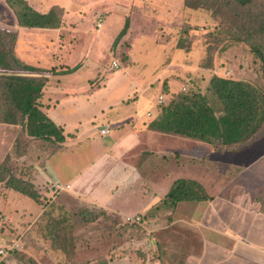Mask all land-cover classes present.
Segmentation results:
<instances>
[{"label": "crops", "instance_id": "0c3cea01", "mask_svg": "<svg viewBox=\"0 0 264 264\" xmlns=\"http://www.w3.org/2000/svg\"><path fill=\"white\" fill-rule=\"evenodd\" d=\"M23 1L40 14L47 13L52 7H58L50 5V3L45 5L43 0ZM112 1L103 0L104 14L116 12L118 9L123 13L130 14L131 10L137 9L141 19L151 20L152 18L154 21L156 20L154 19L155 15H161L158 19L166 20V24L168 22L169 17L166 18L164 14L170 11V0H167L159 10L141 5L144 0ZM90 3L92 2L80 3L76 9L90 8L92 6ZM125 4L127 5L125 6ZM0 6L2 9L0 31L13 37L12 56L27 66L31 67L34 63L40 65L44 71L49 69L56 73V75H52L51 72L37 71L33 68H29L33 69V72L30 73L17 71L19 75L43 77L47 80L38 101L40 111L61 131L64 138L62 143H47L43 140L29 139L23 156L11 159L17 162L15 165L8 163L10 168L12 166L11 171L14 173L17 165L25 168L23 174L27 176L21 178L29 180L34 186L40 195L41 204L38 205L32 200L8 190V195L0 197V202L5 204L3 208H0V220L8 222V226L13 230L17 228L14 227L16 221L31 220L33 216L37 218L45 213L46 218L50 217V220L55 219V221L73 215L72 213L75 211L78 214L79 212H89L92 209L112 214L119 219L137 217L136 215H139L140 211L147 207L143 205L139 207V196L134 190L136 186L139 188V151L143 153V149L156 148L160 136H169L170 139H175L174 134L160 133L151 128L150 124L158 115V99L162 98V102H164L163 97L165 100L178 92V88L172 90L171 86L177 76H187L185 72H187L188 66L184 61L181 64L170 62L168 68L165 70L163 68L159 76L156 77V82H151V85L155 86L156 92L154 98L151 95V100H147V104L150 107L156 104V108L153 115L148 112L145 115L146 117L154 116L152 120H150L151 118L144 119L142 112L139 113V111L137 114H133L132 107H137V100L134 101L135 97L118 98L113 103L108 102L104 106H99L97 101H91V96L102 90L98 85L86 86L85 90L87 89L88 92L86 98L74 100L78 95L76 93L78 88L75 89V86L71 85L72 83L63 85L61 80L67 78L68 81L70 78V81L74 82L78 76L89 69L88 62H90L89 58L94 43H96L95 39L104 29L102 16L91 20L87 18L66 20L67 12L68 14L75 13L59 6L61 13L57 28H29L20 26L8 7L6 10L5 7ZM98 22L101 24L99 28L96 26ZM158 22L161 23L160 20L156 21V23ZM125 25L127 26L122 35L120 33L124 25L120 24L116 28L117 34L114 37L116 40L113 44V39L108 45V53L114 54L118 48L122 60L127 59L133 64L132 46H135V41L142 39L139 41L141 46L148 39L156 44L158 42L155 36L149 37V33L144 32L141 28L139 36L131 41L133 38L131 37V23H125ZM160 27H162L161 24ZM154 30L153 27L151 30L153 34ZM159 45L163 53L176 49L186 52L191 50V46L189 48L175 47V42L172 40L159 42ZM74 55L77 56L76 59ZM116 61L112 60V62ZM161 66L164 67V64ZM95 71L97 74L98 70ZM166 73L170 74L165 75ZM163 76L165 81H162ZM53 79L56 81L54 85H51L50 81ZM88 82L90 83V80ZM158 84H160V88L157 86ZM164 85L167 87V94L162 93L161 88ZM184 88L181 85L180 90L183 91ZM131 100L132 103H130ZM130 104L134 105L124 109L121 117L114 116L115 112L110 111L113 107L121 110V106L127 107ZM5 125L8 129L6 138L8 149L3 152L1 162L6 156L13 154L14 143L21 131V127L18 125ZM102 129H108L109 132L101 134L100 130ZM191 141L196 142L195 140ZM145 152L143 157L153 150ZM5 153H7L6 156ZM206 154L198 163L183 162L177 168L174 160L175 167H172V171L167 175V171L161 169L162 166H158L156 162L152 161L154 170H152L151 178L155 179L153 187H156L155 191L149 195L152 202L156 194L159 198H163L178 179L196 182L203 188L210 200L199 202L193 207L191 214H187L185 209L191 202H180L175 207L169 206L171 211L167 213L166 225L164 228H157V231H154L155 242L153 241V243L155 246L153 250L149 247L147 249L148 252H155V257L139 260L138 264H264V145L260 142L234 153H214L211 150L208 159L205 160ZM175 169L178 172L173 177L172 172ZM160 173L166 177H161ZM157 180L159 181L156 182ZM160 183L163 186H160ZM52 188L59 192L57 195L64 194L66 196L61 198L65 200L62 201L63 203L55 202V199H58L56 197L42 202L43 196L48 197ZM134 196L135 199H132ZM131 202L135 207L130 209L128 205ZM182 205L184 206L181 208L182 210L174 211L175 208L182 207ZM155 233H159V235H155ZM0 234H3L1 228ZM16 248L18 247L11 245L9 250H16ZM146 248L141 250L142 254L146 252ZM79 250L82 249L79 248ZM123 250L124 248H120L118 251L113 250L111 255H105L101 264H134L136 259L131 258L133 253L122 254ZM16 255V258L10 257L11 255L8 256V254L5 255V253L0 255L4 257L0 264H3L5 260L8 261L4 264H21ZM89 260L84 264H99L98 260H94L93 255H90Z\"/></svg>", "mask_w": 264, "mask_h": 264}, {"label": "rangeland", "instance_id": "374dc122", "mask_svg": "<svg viewBox=\"0 0 264 264\" xmlns=\"http://www.w3.org/2000/svg\"><path fill=\"white\" fill-rule=\"evenodd\" d=\"M43 1L45 5L50 3L52 6H61L67 9V11L75 13L68 14L67 12L66 20L83 18L91 20L96 17L97 19L98 17L101 18L102 16L104 29L95 39L96 43H94L93 51L89 58L90 62H88L89 69L81 76H78V79L74 82H71L70 78H68V81L67 78H62L63 80H61L63 85L72 83L71 85H74L75 89L78 88V92H76L78 95L75 96L74 100L86 98L88 95L87 89L85 90L86 86L91 84H94V86L98 85L102 90H99L98 93L91 96V101H97L99 106H104L108 102L111 104L116 99L125 96L128 98H136L134 101L137 100V107L133 106L134 104H130L127 107L121 106V110L115 107L110 109V111L113 110V112H115L114 116L117 115L121 117L124 109L133 106L131 109L133 114H137L139 111V113L142 112L144 119L147 120L151 118L150 120H152L154 116L146 117L145 115L146 112L153 115L156 108V104H153L152 107L147 104V100H151V95H153V98L155 97V86L151 84L156 82V77L159 76L163 68L164 70L168 68L167 66L170 62L181 64L183 61L186 63V66H188L187 72H185L187 76H177L171 89L175 90L178 88L177 91H180V87L183 85V87H185L184 91L181 92L183 94L201 92L208 98L210 105L214 106L215 109H217L216 100L208 92V84L212 76L230 79L237 78L238 80L250 83L264 93V75L261 70L260 62L250 52L247 45L238 42L236 38H234V25L237 24L236 22H238L240 18L233 17L232 9H220L219 0H189L187 2L190 3L189 6L186 5L184 0H170V11L164 14L166 18L169 17L167 24L172 25V27L169 28V25L167 26L166 24V20L162 21V19H158L161 15L154 16V19H156L154 20L155 22L152 18L151 20L147 18L141 19L139 10L137 9L131 10L130 14H127V12L123 13L120 9L110 14H104L102 10L103 0H85L92 2L90 3L92 6L90 8L82 7L79 9H76V7H78V4L84 3V0ZM68 1L69 3H67ZM124 1L126 2L127 0ZM166 2L167 0H144V2H141V5L150 9L159 10ZM0 5L8 10L7 6L2 1H0ZM126 5L127 4H125V6ZM113 7L115 8L114 5ZM164 10L165 8L163 11ZM150 16L152 15L150 14ZM1 17L2 9L0 6V19ZM142 17L144 16L142 15ZM159 20L161 23H156V21ZM125 23H131V37H133L131 41L139 36V30L141 28L144 32L149 33V37L155 36L158 42L156 44L148 39L141 46L139 41H142V39L135 41V46H132L133 64H131L129 60L127 61V59L122 60L118 48L116 53H108V45L111 44V41L117 34L116 28L121 24V26L124 25L122 29L124 30L127 26ZM160 24L162 27H160ZM153 27L155 28L154 34L152 33L153 31L151 32ZM3 39H5V46L7 47L8 39ZM115 40L116 38L113 44ZM171 40L175 42V47L182 46L183 48H189L191 46V50L186 52L176 49L171 52L165 51L163 53L160 50L159 42L163 43ZM2 51H6V49L0 47V54ZM74 57L75 59L77 58L75 55ZM113 59L117 60L115 62L117 68L111 65ZM17 62L20 67L50 72L49 69L44 71L40 65L34 63H32L33 66L30 67L24 63L23 65L21 61L17 60ZM162 64H164V67L161 66ZM95 70H98V75ZM19 71L22 70L20 69ZM1 73H3V71H0V74ZM169 74L170 73H166L165 75ZM162 78V81H165L164 76ZM89 80L90 83L88 82ZM55 81L56 79L50 81L51 85H54ZM157 86L160 88V84ZM163 87H165V85ZM163 87L161 90H163ZM168 99L169 97L164 100L163 97L164 102H162V98L158 99V106L160 107L161 104H167ZM159 101L161 103H159ZM132 102L131 100L130 103ZM146 108L149 109L143 111ZM7 137V125L0 123V162L3 157V152L8 149ZM158 141V146L156 148L151 147L153 152L148 153L145 157H143L144 153H146L145 151L149 152L151 149H143V153L139 151V188L136 186L134 190L137 192V196H139V207L140 205L147 207L146 209L144 208L145 210L142 209L139 215H136L140 219L138 224L127 222L125 219H119L112 214L101 212V210L92 209L89 212H79L78 214H76L77 211H75L73 213L71 212L73 215H67L68 217H66L64 223L61 224V229L63 231L62 233H57L61 235V240L53 241L47 235L51 229L46 227V225H48L46 223H49L51 220L49 219L50 217L46 218V213L42 217L39 216L35 218L36 216H33L31 220L22 219L16 221L14 227L17 228L13 230L8 226V222H2L0 220V228L3 231V234H0V249H4L5 255H11L10 257H15L17 254L16 256H18V260L21 264H84L86 261H90V255H93L94 260H98L99 264H101L103 263L105 255H111L113 250L118 251L120 248H124L122 254L133 253L131 258L134 260L136 259L134 264H138L139 260L143 261L148 259V257H155V252H148L147 249L149 247L153 250L155 246L153 243V241L155 242L153 233L157 231V228H164L166 225L167 213L171 211V208L163 202L165 194L163 198H159L158 194L155 193L156 197L154 201L152 202L150 199L151 196L149 195H151L156 188L153 187L155 179L151 178L152 170H154L153 162H156L158 166H162L161 169L163 168V171H167V175L172 171V167H175L174 160L176 161V168L179 167V164H183V162L191 161L194 164L198 163L206 153L204 159H208V154H210L211 151L209 146L201 142L186 140L178 135H175V139H170L169 136H160ZM261 142L264 145V140ZM6 154L7 153H5V156ZM212 157L214 158L215 156ZM11 159L9 163L15 165L17 162ZM16 167V171L14 169L13 173L11 171L12 166L11 168L8 166L14 175L19 177L27 176L23 174V170L25 169L23 166H20V168L17 165ZM177 172V169H175V171L172 172V176H176ZM166 175H161V177L165 178ZM163 184L160 186H163ZM52 189L48 197L43 196L42 202L50 200L53 197L58 198L55 199V202L60 203L65 201L61 199L66 197L64 194L57 195L59 192H56L54 188ZM5 194L8 195V191L2 190L0 192V197H4ZM132 199H135V196L132 197ZM197 204V202L188 203V206L185 208L187 214H191V210H193V207ZM4 206L5 204L0 202V208ZM134 207L135 205H133V202L129 203L128 208L131 209ZM183 207V205L182 207L178 206L174 211L178 212L182 210L181 208ZM52 221H55V219ZM49 225L53 227L52 223ZM77 226L79 227L76 230ZM54 228L57 227L54 226ZM18 230L21 232L18 233ZM155 235H159V233H155ZM63 237L65 239H63ZM62 239L71 243L66 245V252L57 249V247L62 248V245H65V243H62ZM11 245L18 248H16V250H9ZM79 248L82 250H79ZM145 248L146 252L142 254L141 250H145ZM3 258L4 257L0 256L1 262ZM7 261L8 260H5L3 264Z\"/></svg>", "mask_w": 264, "mask_h": 264}, {"label": "trees", "instance_id": "16d2710c", "mask_svg": "<svg viewBox=\"0 0 264 264\" xmlns=\"http://www.w3.org/2000/svg\"><path fill=\"white\" fill-rule=\"evenodd\" d=\"M2 1L13 12L20 26L57 28L59 25L61 11L58 7H52L47 13L40 14L23 0ZM188 1L184 0L189 6ZM219 2L220 9H232L233 17L240 18L234 25V38L249 47L250 52L260 62L264 75V0ZM122 33L123 30L120 34ZM2 37L8 39L7 47ZM12 43L13 37L0 31V47L6 49L0 54V71H3L0 74V123L21 127L13 146V154L6 156L0 163V192L11 190L39 205L41 204L39 193L29 180L17 177L10 171L9 160L23 156L29 139L62 143L64 138L61 131L40 111L38 101L47 80L43 77L18 74L17 71L20 69L23 73L33 72V69L19 66L12 56ZM50 72L56 75L55 72ZM181 92L182 90L170 95L167 104L158 106V115L150 124L151 128L160 133L174 134L201 142L209 146L214 153L239 152L264 140V93L250 83L237 78L212 76L208 92L215 98L217 109L210 105L208 98L201 92L192 94ZM162 93L167 94V87L163 88ZM209 200L199 184L192 180L178 179L172 184L163 202L175 207L180 202L199 203ZM65 219L66 217H62L46 223L48 224L46 227L51 229L47 235L53 241L61 240V235L57 233H62L61 224ZM51 223L53 227L49 225ZM63 239L62 243L65 245L57 249L66 252V245L71 243Z\"/></svg>", "mask_w": 264, "mask_h": 264}, {"label": "built area", "instance_id": "2783aa9c", "mask_svg": "<svg viewBox=\"0 0 264 264\" xmlns=\"http://www.w3.org/2000/svg\"><path fill=\"white\" fill-rule=\"evenodd\" d=\"M96 26L99 28V27L101 26L100 22H98ZM112 66H113L114 68H117V64H116L115 62H112ZM159 103H161V102L159 101ZM108 132H109L108 129H102V130H100V133H101V134H107ZM125 220H126L127 222H134V223H136V224H138L139 221H140L139 217L126 218ZM3 254H4L3 249H0V255H3Z\"/></svg>", "mask_w": 264, "mask_h": 264}]
</instances>
